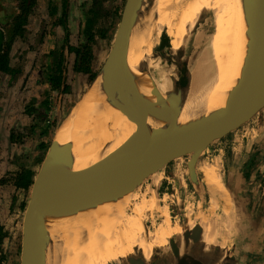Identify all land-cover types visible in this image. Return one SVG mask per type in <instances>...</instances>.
<instances>
[{"label":"bare ground","instance_id":"6f19581e","mask_svg":"<svg viewBox=\"0 0 264 264\" xmlns=\"http://www.w3.org/2000/svg\"><path fill=\"white\" fill-rule=\"evenodd\" d=\"M151 1L156 11L154 27L148 16ZM209 2L213 15L212 31L196 29L198 22L195 21L196 17L193 19L187 58H191L196 74L189 73L192 68L188 67L187 62L186 83L181 88L175 84L178 70L167 56L153 51V47L142 49L144 43L153 39L155 31L170 21L172 0H143L141 22L138 29L133 31L129 55L118 42L106 65L100 69L59 127L66 130L60 134L61 141L73 139L76 169L88 167L86 161L90 156V159L93 158L102 146L88 145L91 135L81 127L98 125L96 134L106 130L116 131L112 151L137 126L154 124L161 119L149 106L139 110L136 123L130 118L141 93L147 88L144 75L137 72L141 60L151 74L155 101L166 98L171 91L180 93L181 114L178 121L189 119L205 108L212 109L227 101L239 75L245 52L252 12L251 0ZM205 10L197 12L198 21ZM192 74L196 77H191ZM112 113L114 116H110ZM143 172L107 174L85 171L73 195V203L62 216L56 264H110L108 260L119 259L117 249L122 245L133 244L143 235L155 239L161 236L163 229L172 230V215L165 198L158 197L155 189L157 186H148L142 193L139 191L141 194L135 198L139 189L137 178ZM155 175V185H158L162 176ZM111 186L116 187L115 192L98 191ZM122 192L124 194L120 196ZM129 203L130 212L126 209ZM148 211L160 212L162 216L161 223L150 231L145 224ZM202 225L205 230L206 225Z\"/></svg>","mask_w":264,"mask_h":264},{"label":"rangeland","instance_id":"374dc122","mask_svg":"<svg viewBox=\"0 0 264 264\" xmlns=\"http://www.w3.org/2000/svg\"><path fill=\"white\" fill-rule=\"evenodd\" d=\"M209 1L172 0L169 9L170 21L165 26L159 27L153 39L144 43L142 49L153 47V51H164L169 59H173L175 56L173 54H176L178 47L179 49L182 47L180 51H183V56L180 62L184 65L188 62V67L193 70L189 73L196 74L191 58H187L190 40L188 38L192 33L195 17V21L198 22H196V29L212 31L213 15ZM125 2L126 0H110L111 13L97 18L99 20L95 27L96 41L93 44V69L96 72L100 70L114 45ZM107 3L109 5V1ZM16 5V0H0V27L5 31L8 29V21L16 11ZM204 9L206 10L198 21L197 12ZM79 12V9L71 8L72 15ZM45 14L40 6L34 13V22L30 25L26 39L19 37L14 43L12 67L18 70L16 75L11 78L9 74H3L4 76L0 78V178L7 179L5 184L0 185V225L4 226L7 233L3 240L2 252H0V255L4 254L3 264H21L24 223L31 199V189L28 192L17 189L13 184L14 176L11 174L19 171L21 167H31L38 172L47 152L46 149L38 147L40 139L44 138L39 136L40 126L45 124L50 126L46 141L51 142L58 125L90 84L89 77L74 69L75 63L72 62L67 51L65 75L70 89L65 92L50 88L44 74L51 61L48 50L61 42L62 32L50 26V30L47 29V33L41 35L40 21L45 19ZM151 15V20L154 21V7H151ZM104 29L105 36L102 32ZM187 32L188 35H186ZM193 74L191 77L195 78L196 75ZM46 100L47 103H45ZM46 106L49 107L47 115L44 113ZM25 107H32L33 114H27ZM33 126L35 129H32ZM12 134L14 139L19 138V140L12 141ZM205 157L208 160L218 159L222 163L221 168L236 173L235 186L242 194L245 193V196H248L247 201L257 200L258 207H264L263 197H260L264 195V108L238 128L213 140L206 150ZM208 164L202 165L200 171L202 172ZM210 166L215 165L210 163ZM155 173L162 176L158 185H155ZM155 173L144 179L139 185L138 192L142 193L148 186L154 188L157 186L155 189H157L158 197L165 198L174 222L180 223L186 218L184 212L188 213V210H183L184 205L192 208L198 204V207L193 209L202 208L204 212H208V208L204 207L203 199L199 201L204 203L203 205L200 206L199 202L197 203L196 193L190 182L186 181L185 186L181 185L178 174L187 175V166L182 157L170 160L166 166ZM244 185L245 188H243ZM138 192L135 198L141 194ZM131 203L126 206L129 212ZM257 213V215L261 214L260 211ZM146 215L147 230H153L161 223L160 212L148 211ZM164 231L165 229L162 233ZM118 252L119 249L117 255ZM107 262L118 264L115 263V259Z\"/></svg>","mask_w":264,"mask_h":264},{"label":"water","instance_id":"95a60500","mask_svg":"<svg viewBox=\"0 0 264 264\" xmlns=\"http://www.w3.org/2000/svg\"><path fill=\"white\" fill-rule=\"evenodd\" d=\"M142 5L143 0H126L116 40L100 69L106 65L110 53L118 42L129 55L134 38L133 31L138 29L141 22ZM149 6L148 16L151 26L154 27L155 9L154 21L151 20V7H154V3L151 1ZM251 7L241 68L225 103L212 109L205 108L189 119L178 121L181 114L180 93L171 91L166 98L155 101L151 74L141 60L137 72L144 75L147 88L141 93L139 103L130 118L136 123L139 110L149 106L161 116L159 122L137 126L136 130L112 151L116 131L106 130L96 134L98 125L81 127L91 135L88 145H102L93 158L90 159L91 156L88 158L86 161L88 167L85 169H76L73 139L61 141L60 134L66 130L59 128L61 124L58 125L31 187V199L24 223L21 264H56L55 255L62 216L73 203V195L83 180L85 171L107 174L144 171L137 178L140 185V182L166 166L170 160L190 154L188 165L191 174H194L199 154L213 140L238 128L264 108V0H251ZM181 48L173 54L175 55L173 59H169L164 51L157 52L166 55L170 63L175 65L179 73L175 84L182 88L187 76L186 65L180 62L183 56ZM110 116H114V113ZM102 190L115 192L116 187L100 188L98 191ZM123 194L122 192L120 196ZM191 231L190 237L197 242L204 227L198 223ZM171 247L179 264H184L179 246L173 241Z\"/></svg>","mask_w":264,"mask_h":264},{"label":"crops","instance_id":"0c3cea01","mask_svg":"<svg viewBox=\"0 0 264 264\" xmlns=\"http://www.w3.org/2000/svg\"><path fill=\"white\" fill-rule=\"evenodd\" d=\"M207 148L199 154L194 174L188 165L191 155L182 157L187 175L178 174V178L182 186L186 181L190 182L197 203L203 199L205 204L199 202V205L204 204L208 212L202 208L193 209L198 204L196 207L191 205L192 208L184 205L183 210L188 213L184 212L183 222L172 220V230L165 229L158 238L143 235L133 244L122 245L115 263L179 264L171 247L174 241L184 264H264V207H258L257 200L247 201L248 196L235 186L236 173L221 168L218 159H206ZM205 163L209 164L201 172L200 167ZM260 197L264 201V195ZM260 210L261 214L257 215ZM198 223L205 224L206 228L196 242L190 233Z\"/></svg>","mask_w":264,"mask_h":264},{"label":"trees","instance_id":"16d2710c","mask_svg":"<svg viewBox=\"0 0 264 264\" xmlns=\"http://www.w3.org/2000/svg\"><path fill=\"white\" fill-rule=\"evenodd\" d=\"M18 12L13 17L11 24L9 25L7 31L0 27V78L4 76L3 74H9L11 78H13L18 70L12 67V55L15 49V41L21 37L22 39H26L27 37V24L29 22V16L33 11V8L37 2V0H18ZM94 18L88 17L86 21V26L82 31L85 41L84 43L79 44L74 43L72 40V32L68 29L65 30V33L62 34L61 42L55 47H52L48 50L49 56L51 58L50 63H48L47 71H45L46 81L50 84L51 89L63 90L67 92L70 89V85L66 83V50L69 52L71 56V60L75 63L74 69L80 73L85 74L87 76L89 83L94 80L97 75V72L93 69V61H94V52H93V44L95 43V32L93 30ZM104 36L106 35L103 33ZM79 37V34H77ZM86 78V79H87ZM89 84V85H90ZM88 85V87H89ZM87 87V88H88ZM86 88V89H87ZM86 91V90H85ZM84 91V92H85ZM81 97V96H80ZM79 97V98H80ZM48 101L46 100L45 103ZM32 107H25V111L27 114H33ZM45 108V115L49 110V107ZM32 129H35L33 126ZM50 126L45 124L40 126V137H44L40 139L38 147L42 149L49 148L50 142L46 141V138L49 133ZM11 140L16 142L19 138L13 137L11 135ZM37 171L33 170L31 167H21L19 171L12 173L13 175V184L17 189L24 190L25 192L30 191ZM7 179L5 177L0 178V185L5 184ZM7 233L4 229L3 225H0V252H2V244L3 240L6 237ZM0 255V264H3V256Z\"/></svg>","mask_w":264,"mask_h":264},{"label":"flooded vegetation","instance_id":"af4514ba","mask_svg":"<svg viewBox=\"0 0 264 264\" xmlns=\"http://www.w3.org/2000/svg\"><path fill=\"white\" fill-rule=\"evenodd\" d=\"M109 1V5L108 2ZM16 11L12 14L11 19L8 21V27L11 24L13 17L18 12V3L16 0ZM74 2V3H73ZM45 11V15L43 20L40 21V29L41 35L47 33V29L50 26H54L57 31L65 33V30L68 29L72 32V40L74 43H78L82 45L85 41V37L82 33L84 27L86 26V21L88 17L94 18L93 30L96 33V22L99 16L103 17V15H109L110 11V0H37L32 13L29 16V22L27 24V33L30 31V25H33V17L34 13L37 11L39 7ZM75 7V9H79L80 12L77 13L79 15H72L71 8ZM42 10H40L41 12ZM50 30V29H49ZM105 33V29L102 31ZM79 34V37L77 36ZM96 39V34H95ZM67 54V50H66ZM67 60V55H66ZM262 209V208H261ZM261 212V210H260Z\"/></svg>","mask_w":264,"mask_h":264}]
</instances>
